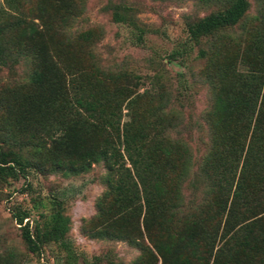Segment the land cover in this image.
Listing matches in <instances>:
<instances>
[{
  "label": "trees",
  "instance_id": "16d2710c",
  "mask_svg": "<svg viewBox=\"0 0 264 264\" xmlns=\"http://www.w3.org/2000/svg\"><path fill=\"white\" fill-rule=\"evenodd\" d=\"M204 1L221 7L185 27L188 39L194 42L219 34L217 42L197 50V56L206 63V75L214 83L212 89L217 92L206 112L210 139L197 166L202 187L196 201L183 202L189 150L184 142L168 136L171 118L162 117L160 108L150 103L138 107L129 101V120L119 124V105L129 94L114 84L117 76L99 70L93 61L87 72L72 65L76 62L68 56L71 61L67 68L79 80L71 84L70 96L59 103L54 87L59 86L60 73L52 67V60L39 58L28 75V84L40 94L42 106L46 105V110L55 107L57 125L47 148L30 144L34 150L44 151L42 156L52 168L65 173L76 174L94 163L103 164L105 189L96 202L97 226L92 236L122 239L137 247L135 264H145L148 257L159 260V264H264V55L259 62L254 61L247 77L239 78L238 84L232 80L226 89L222 77L230 72L219 64L218 57L219 49L230 44V39L221 34L245 18L248 2ZM121 10L112 11V20L141 33L125 8ZM250 23L255 28L252 41L262 44V51L264 13L252 17ZM23 24L17 19L13 27L21 28ZM19 34L32 37L35 32L25 25ZM89 37L88 31L82 35L84 40ZM235 41L240 42L238 38ZM60 42L62 46L69 43L66 38ZM6 51L7 43L0 39V62ZM64 51L68 55V50ZM25 52L36 57V49L29 45ZM35 92L33 100L37 99ZM31 164L10 149L0 150V175L14 173V166L22 169ZM11 215L21 228L20 236L28 251L38 254L43 245L57 243L67 258L72 257L65 239L68 217L57 201L48 219L41 225L34 223L30 230L26 223L21 225L28 212L11 211ZM82 264L119 263L86 260Z\"/></svg>",
  "mask_w": 264,
  "mask_h": 264
},
{
  "label": "rangeland",
  "instance_id": "374dc122",
  "mask_svg": "<svg viewBox=\"0 0 264 264\" xmlns=\"http://www.w3.org/2000/svg\"><path fill=\"white\" fill-rule=\"evenodd\" d=\"M247 2L245 18L221 34L230 39V44L221 46L218 57L219 64L231 74L222 77L226 89L232 80L238 84L239 78L247 77L254 61L259 62L264 55L262 44L252 41L255 28L250 23L252 17L264 13V0ZM220 7L204 0H0V39L7 43L0 62V150L10 149L32 163L22 169L14 166V173L0 175V264H82L86 260L135 264L139 255L138 248L125 240L92 236L97 226L96 202L105 189L103 164L94 163L76 174L65 173L44 160L42 149H33L31 144L47 148L57 127L55 107L46 110L47 106L38 101V91H34L37 99L33 100V88L28 84V75L39 58L52 60V67L60 73L59 86L54 87L57 103L70 96L71 84L79 80L67 68L73 60L78 70L88 72L93 61L99 70L118 77L114 84L129 94L120 102L119 124L129 120V101L138 107L150 103L160 108L162 117L171 118L168 136L181 140L189 150L183 202L199 199L202 183L196 172L208 149L206 112L217 91L212 89L214 83L206 75V63L197 56V50L217 42L219 34L194 42L188 39L185 27ZM123 8L141 33L112 20V11ZM17 19L35 34L20 35L25 25L14 28ZM87 31L90 37L84 40L82 35ZM63 38L69 42L66 46L60 44ZM236 38L240 42L236 43ZM27 45L36 49V57L24 55ZM37 118L40 121H35ZM92 131L96 132L94 128ZM55 201L68 217L65 239L71 258L57 243L43 245L38 254L28 251L21 228L11 215V211L28 212L21 225L26 223L30 230L34 223L41 225L48 219ZM145 264H159V260L148 257Z\"/></svg>",
  "mask_w": 264,
  "mask_h": 264
}]
</instances>
